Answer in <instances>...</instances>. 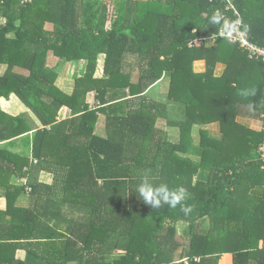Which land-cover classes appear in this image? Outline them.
Wrapping results in <instances>:
<instances>
[{
	"label": "trees",
	"instance_id": "trees-1",
	"mask_svg": "<svg viewBox=\"0 0 264 264\" xmlns=\"http://www.w3.org/2000/svg\"><path fill=\"white\" fill-rule=\"evenodd\" d=\"M231 1L249 40L264 46V0ZM225 6L0 0V99L14 94L28 109L13 115L0 106V264H183L194 256L189 264H264V216L253 215L264 212V189L255 201L229 196L241 184H264L262 132L235 122L249 103L264 108V63L225 38L189 45L222 28L208 24L213 12L234 20ZM199 59L205 70L196 73ZM80 61L82 73L61 88L58 64ZM164 78L167 98L184 107L177 144L156 127L166 105L148 93ZM251 89L254 96L243 95ZM213 121L221 135L205 137L199 126ZM196 128L199 163L176 153L191 148ZM144 174L172 189L182 184L193 212L145 204L136 193Z\"/></svg>",
	"mask_w": 264,
	"mask_h": 264
},
{
	"label": "crops",
	"instance_id": "crops-1",
	"mask_svg": "<svg viewBox=\"0 0 264 264\" xmlns=\"http://www.w3.org/2000/svg\"><path fill=\"white\" fill-rule=\"evenodd\" d=\"M49 25V24H48ZM75 63V62H74ZM78 64V63H76ZM79 69L77 73L74 76H79L83 71V61H80ZM102 64H101V57L98 59V65L96 69V76L100 77L102 76ZM223 64L218 63L214 69L213 75L219 76L223 71ZM192 70L196 73L204 72L205 70V63L204 60L199 59L195 60L192 63ZM59 71V70H58ZM60 76V72H59ZM58 76V78H59ZM73 76V77H74ZM71 85V82L66 85V88L61 87L63 89L69 90ZM167 89H168V80L163 79L161 82H158V84L154 85L148 93L155 99L163 102L166 105V117L164 118H158L156 122V127L159 128L163 132L164 139L172 144H177L180 141V125L184 119V107L183 104L171 99L167 98ZM0 106L1 108L10 114H19L24 111H28V109L22 104V102L14 95L11 94L7 99L1 98L0 99ZM235 122L238 124H241L245 126L246 128L250 130H255L257 132H260V126L261 121L259 118V110H249L246 107H243L241 109V112L239 115L236 116ZM200 129L205 130V132L208 133L209 138H218L221 135L220 131V125L218 121H213L210 123L202 124L199 126ZM237 129L234 130L233 137H236ZM192 146L189 150L185 149H179L176 151L177 155L183 158H189L194 163H199L201 159V150L202 146H200V133L199 130L196 128L192 132ZM204 171L200 169L197 173L196 178H202L203 179ZM43 176V177H42ZM40 180L49 181L50 175L45 172L39 173ZM179 187H182V184H178ZM229 187L231 189H235L233 184H230ZM239 187V196H235V194L229 195L233 199L240 198L242 202H248L250 199L256 200L258 198V193L261 192L262 189H264V184H241ZM28 195L22 194L18 198V205L26 206L28 204ZM5 207V198L3 196H0V209H4ZM264 216V212L256 211L253 213V215H256L255 219H259V215ZM264 219V217H262ZM204 220H208L207 217L204 218ZM182 230L181 225L178 226L177 230V236L180 237ZM17 252H23L22 250H18ZM16 252V253H17ZM24 256V255H23ZM22 256V257H23ZM185 258V257H184ZM179 259V258H176ZM183 259V258H182ZM252 264H255L252 262Z\"/></svg>",
	"mask_w": 264,
	"mask_h": 264
},
{
	"label": "built area",
	"instance_id": "built-area-1",
	"mask_svg": "<svg viewBox=\"0 0 264 264\" xmlns=\"http://www.w3.org/2000/svg\"><path fill=\"white\" fill-rule=\"evenodd\" d=\"M226 6L225 9L231 10L234 16V20L230 23L228 19H225V23L232 25L229 31L225 32L222 28L210 36H198L190 41V46H207L215 44L216 39L225 38L227 41L234 44H238L239 47L244 48L248 52L250 58H256L264 63V46L253 43L249 40V35L244 29V24L241 20L240 13L237 10L236 6L231 0H225ZM259 118L261 121L260 130L262 132V141L257 149V156L260 162V168L264 170V108L259 113ZM199 257L194 256L192 258L185 257L181 260L183 264H189L192 261H198ZM163 264V263H161Z\"/></svg>",
	"mask_w": 264,
	"mask_h": 264
},
{
	"label": "clouds",
	"instance_id": "clouds-1",
	"mask_svg": "<svg viewBox=\"0 0 264 264\" xmlns=\"http://www.w3.org/2000/svg\"><path fill=\"white\" fill-rule=\"evenodd\" d=\"M207 22L211 26L222 25L225 32L229 31L232 27V25L224 22L223 14L219 11L213 12L208 17ZM255 94V89L243 93V95L251 96H254ZM247 107L249 110H254L255 105L249 103ZM136 193L145 204L150 205L153 209H159L164 205H167L170 208H176L177 205H181V211L185 216H188L193 212V207L191 205L183 203L188 199V194L185 189H172L166 183L155 184L148 178L147 174L143 175L137 185Z\"/></svg>",
	"mask_w": 264,
	"mask_h": 264
},
{
	"label": "rangeland",
	"instance_id": "rangeland-1",
	"mask_svg": "<svg viewBox=\"0 0 264 264\" xmlns=\"http://www.w3.org/2000/svg\"><path fill=\"white\" fill-rule=\"evenodd\" d=\"M49 27V25H46V28ZM50 62L52 63L55 61V59L50 55ZM79 64V63H78ZM74 62H65L60 63L57 66V69L60 72V76L57 79V84L61 87L66 88V85L69 84L72 81L73 76L77 73L79 69V65ZM43 177V176H42ZM22 182V180H20ZM24 181V180H23ZM16 256L22 257L23 252H17Z\"/></svg>",
	"mask_w": 264,
	"mask_h": 264
}]
</instances>
